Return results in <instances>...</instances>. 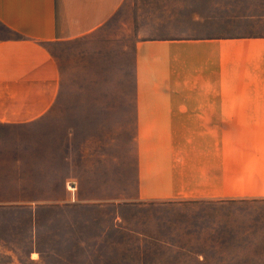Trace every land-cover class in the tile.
I'll use <instances>...</instances> for the list:
<instances>
[{"label": "rangeland", "instance_id": "obj_1", "mask_svg": "<svg viewBox=\"0 0 264 264\" xmlns=\"http://www.w3.org/2000/svg\"><path fill=\"white\" fill-rule=\"evenodd\" d=\"M254 35L264 0H126L95 32L54 45L51 114L0 123V264H141L152 257L138 248L191 222L210 264H264V199H138L137 42Z\"/></svg>", "mask_w": 264, "mask_h": 264}, {"label": "crops", "instance_id": "obj_2", "mask_svg": "<svg viewBox=\"0 0 264 264\" xmlns=\"http://www.w3.org/2000/svg\"><path fill=\"white\" fill-rule=\"evenodd\" d=\"M126 0H0V123L31 126L59 98L51 48ZM138 199H264V36L138 41Z\"/></svg>", "mask_w": 264, "mask_h": 264}, {"label": "trees", "instance_id": "obj_3", "mask_svg": "<svg viewBox=\"0 0 264 264\" xmlns=\"http://www.w3.org/2000/svg\"><path fill=\"white\" fill-rule=\"evenodd\" d=\"M173 202V201H168ZM185 203L193 202H206L211 201H180ZM223 203V202H216ZM189 220V219H188ZM194 224L190 223L187 227H181L179 238L160 240L153 239L150 247L138 248V254L140 256H151V261H143L141 264H210L209 258H207L208 246H205L208 242L207 239H201V236H197L198 229L205 230V228L197 227L193 230ZM191 227V228H190ZM192 229V230H191ZM177 231V230H176ZM202 232V231H200ZM205 246V247H204ZM145 249V250H144Z\"/></svg>", "mask_w": 264, "mask_h": 264}, {"label": "built area", "instance_id": "obj_4", "mask_svg": "<svg viewBox=\"0 0 264 264\" xmlns=\"http://www.w3.org/2000/svg\"><path fill=\"white\" fill-rule=\"evenodd\" d=\"M68 187H69L70 190H74V186H68Z\"/></svg>", "mask_w": 264, "mask_h": 264}]
</instances>
